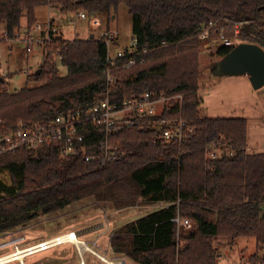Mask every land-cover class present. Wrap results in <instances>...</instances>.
<instances>
[{
	"label": "trees",
	"instance_id": "16d2710c",
	"mask_svg": "<svg viewBox=\"0 0 264 264\" xmlns=\"http://www.w3.org/2000/svg\"><path fill=\"white\" fill-rule=\"evenodd\" d=\"M121 4L132 17L135 46L148 55L144 63L116 72L111 103L120 106L146 91L179 94L181 107L152 120L182 119L194 133L181 144L154 145L156 133L149 126L121 130L110 138L125 155L105 165L80 154L62 157L57 146L1 154L0 171L10 174L11 185L0 180V236L84 199L123 209L141 198L164 205L113 232L110 243L117 255L139 264H217L211 240L218 237L231 242L253 238L257 250L262 249L264 153L245 151L246 119L200 115L197 37L211 21H246L240 41L264 50V0H0V28L12 37L22 17L29 28L35 8L44 5L98 15ZM233 48L221 46L215 54L221 59ZM57 56L64 76L58 73ZM106 56L102 39L58 38L45 44L40 72L27 75V82L37 86L0 91V137L18 120L41 123L97 102L107 89L102 72ZM85 135V154L98 153L104 130L91 127ZM220 136L233 155L207 160L206 146ZM176 217L194 222L195 229L178 238ZM249 260L264 264L258 254Z\"/></svg>",
	"mask_w": 264,
	"mask_h": 264
},
{
	"label": "rangeland",
	"instance_id": "374dc122",
	"mask_svg": "<svg viewBox=\"0 0 264 264\" xmlns=\"http://www.w3.org/2000/svg\"><path fill=\"white\" fill-rule=\"evenodd\" d=\"M35 22L29 28L26 17H22L20 29L9 37L3 27L0 28V74L4 77L0 91L14 93L24 87L33 88L37 84L27 82V75L39 69L43 61V47L45 44H34L33 51L28 53L23 43L13 40L16 35L33 29L34 24H45L49 18L58 28L59 35L65 40L103 38L109 30L117 31L118 37L110 45L111 55L119 49L130 46L133 42L132 17L124 4L109 14H98L102 20L100 25H94L89 20L75 18L74 13H64L58 7L50 9L48 5L39 6L34 11ZM72 20L75 23H72ZM219 23V22H218ZM45 26V25H44ZM38 38V32L32 33ZM231 37V33H227ZM198 38V37H197ZM198 40L199 69L198 96L200 97V115L209 118H243L247 121L248 154L264 153V86L254 90L247 76H215L211 72L212 66L219 61L215 51L218 47H208V43ZM207 46V47H206ZM60 76L66 74V69L56 62ZM230 149V147H227ZM228 152H226L227 154ZM0 180L11 185L10 174L0 171ZM163 203L148 204L141 198L138 204L123 209H115L111 202L96 203L93 199H84L66 206L64 209L40 215L33 221L15 229L18 234L26 235V242L32 244L42 239L51 240L57 235L78 232L95 226L93 231L85 235V247L92 248L99 254L107 252V258L113 264H139L133 260L117 255L111 246L110 237L113 232L124 224L135 220L141 215L162 207ZM190 227L178 228L179 236L195 229V223L190 221ZM101 224V225H98ZM98 225V226H97ZM51 238V239H50ZM1 239V238H0ZM97 240V241H96ZM96 242L97 247L94 245ZM212 246L216 253L217 264H251L250 257L254 254L261 256L253 238H238L231 242L225 238H213ZM85 248H82V251ZM12 251V249H10ZM78 247L72 243L58 245L48 251L28 256L25 264H79ZM80 251V250H79ZM3 254H0L2 257ZM87 264H97L99 259L86 252ZM5 264H19L17 261Z\"/></svg>",
	"mask_w": 264,
	"mask_h": 264
},
{
	"label": "built area",
	"instance_id": "2783aa9c",
	"mask_svg": "<svg viewBox=\"0 0 264 264\" xmlns=\"http://www.w3.org/2000/svg\"><path fill=\"white\" fill-rule=\"evenodd\" d=\"M48 6L50 9L54 8L51 5ZM75 18L89 20L94 25L102 23L97 14H88L84 11L75 12ZM72 23H75V21L72 20ZM245 24L246 21H225L223 23L211 21L201 27L198 38L208 43L210 45L208 47H235L242 43L239 35ZM34 31L38 32V38L33 37L32 33ZM227 33H231V37L227 36ZM117 37V31L111 32L107 30L103 34V38H101L107 45V56L102 70L106 78L107 89L101 94L97 102L88 107L60 114L53 119L41 123L27 124L23 120H18L11 131L0 137V155L14 152L20 148L37 151L44 147L57 146L62 157L80 154L85 156L86 161H97L105 165L118 161L125 155V151L121 148L120 143L112 141L110 138L114 133L121 130L133 127L142 129L144 126H149L156 133L154 145L159 143L181 144L188 136L194 133L193 126L188 125L182 119L158 118L152 120L153 117L161 116L165 111H169L173 107H181L182 96L179 94L166 96L163 93L146 91L134 98L124 100L120 106L111 103L109 92L111 86L117 81L116 72L123 68L144 63L148 55L146 50L139 51L137 49L134 40L130 46L119 49L111 55L109 51L110 45L114 43ZM58 38L63 37L59 35L58 28L53 23V19L49 18V21L45 24L36 23L32 30L16 35L13 40L23 43L26 51L31 53L34 44H47ZM60 58V56H57L55 60L59 61ZM91 127L103 129L105 138L98 144V153L85 154V134H87ZM227 147L225 137L220 136L216 141L206 146V159L213 161L224 154L232 156L233 151ZM226 152L228 153L226 154ZM172 221L176 223L177 229L191 226L189 220L180 217H176ZM0 238V254L5 253L2 256L14 253L19 249H30L27 255L13 260L19 264H25V259L28 256L50 249L45 244L47 239L24 245L26 235L18 234L17 231L8 232L0 236ZM94 245L97 247L96 242ZM85 251L99 259V263L97 264H113L108 260L107 252L104 255L99 254L87 246L83 251L78 250L79 264H87L84 257ZM260 257L264 262V247L261 250Z\"/></svg>",
	"mask_w": 264,
	"mask_h": 264
},
{
	"label": "water",
	"instance_id": "95a60500",
	"mask_svg": "<svg viewBox=\"0 0 264 264\" xmlns=\"http://www.w3.org/2000/svg\"><path fill=\"white\" fill-rule=\"evenodd\" d=\"M93 37L91 35L90 39ZM39 72L38 69L35 73ZM211 72L218 77L245 75L253 89L258 90L264 86V50L257 44L242 42L219 59Z\"/></svg>",
	"mask_w": 264,
	"mask_h": 264
},
{
	"label": "bare ground",
	"instance_id": "6f19581e",
	"mask_svg": "<svg viewBox=\"0 0 264 264\" xmlns=\"http://www.w3.org/2000/svg\"><path fill=\"white\" fill-rule=\"evenodd\" d=\"M98 225H101V224H98ZM94 227L95 226H92L90 228H86V229H83V230L78 231V232L73 231V232H68V233H63V234L57 235V237H55L54 239H51V240H48L45 242L46 247L51 249V248L56 247L58 245H62V244H66V243H72L75 246H77L80 251H82V248H86L85 247V235L84 234H87L88 232L93 231ZM28 250H30V249H28ZM28 250L19 249L18 251L14 252V253L0 257V264H5L7 262L16 260L18 258H22L23 256H25L29 253Z\"/></svg>",
	"mask_w": 264,
	"mask_h": 264
}]
</instances>
